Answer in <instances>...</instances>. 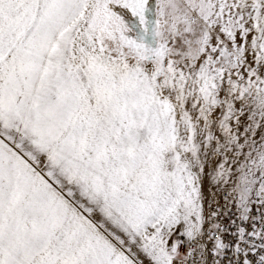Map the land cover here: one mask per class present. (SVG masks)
I'll return each instance as SVG.
<instances>
[{"label": "snow or ice", "instance_id": "snow-or-ice-1", "mask_svg": "<svg viewBox=\"0 0 264 264\" xmlns=\"http://www.w3.org/2000/svg\"><path fill=\"white\" fill-rule=\"evenodd\" d=\"M244 49L264 61V0H0V264H189L181 100L264 106ZM234 248L264 264V230Z\"/></svg>", "mask_w": 264, "mask_h": 264}, {"label": "rangeland", "instance_id": "rangeland-1", "mask_svg": "<svg viewBox=\"0 0 264 264\" xmlns=\"http://www.w3.org/2000/svg\"><path fill=\"white\" fill-rule=\"evenodd\" d=\"M240 42L238 36L237 45ZM231 64L245 76H264V61H257L251 49L239 50ZM219 95L221 104L214 108L197 103L200 98L191 90L181 100L177 151L195 184L199 219L182 224L184 234L179 239L201 234L207 207L218 203L224 193L247 199L264 193V106L248 98L241 101L226 82ZM189 231L191 237L186 235Z\"/></svg>", "mask_w": 264, "mask_h": 264}, {"label": "built area", "instance_id": "built-area-1", "mask_svg": "<svg viewBox=\"0 0 264 264\" xmlns=\"http://www.w3.org/2000/svg\"><path fill=\"white\" fill-rule=\"evenodd\" d=\"M261 230H264V193L259 192L247 199L226 192L218 203L207 207L201 234L180 240L196 247L189 264H222L225 258L230 264H238L234 259V246L246 242L252 232ZM218 241L223 242V248L219 250V260H215L212 250L216 249Z\"/></svg>", "mask_w": 264, "mask_h": 264}, {"label": "bare ground", "instance_id": "bare-ground-1", "mask_svg": "<svg viewBox=\"0 0 264 264\" xmlns=\"http://www.w3.org/2000/svg\"><path fill=\"white\" fill-rule=\"evenodd\" d=\"M195 237V236H194Z\"/></svg>", "mask_w": 264, "mask_h": 264}]
</instances>
